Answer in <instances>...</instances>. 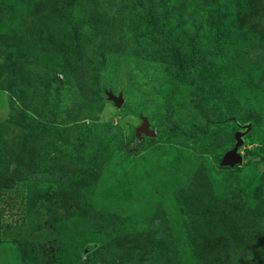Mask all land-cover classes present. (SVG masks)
Instances as JSON below:
<instances>
[{
  "label": "rangeland",
  "instance_id": "374dc122",
  "mask_svg": "<svg viewBox=\"0 0 264 264\" xmlns=\"http://www.w3.org/2000/svg\"><path fill=\"white\" fill-rule=\"evenodd\" d=\"M0 264H264V0H0Z\"/></svg>",
  "mask_w": 264,
  "mask_h": 264
},
{
  "label": "water",
  "instance_id": "95a60500",
  "mask_svg": "<svg viewBox=\"0 0 264 264\" xmlns=\"http://www.w3.org/2000/svg\"><path fill=\"white\" fill-rule=\"evenodd\" d=\"M109 97L115 101V103L118 106H122L123 104V98L121 96H115L111 93H109ZM238 126L240 127V129H238L235 132V144L232 148H230L228 151H226V153L224 154L222 160H221V165L224 166H234L236 164H239L242 162L243 160V156L242 154L239 152V148L240 146L244 143V139L243 136L245 134H247L250 129L252 128V122H248V123H240L238 122ZM146 128L148 126H145Z\"/></svg>",
  "mask_w": 264,
  "mask_h": 264
},
{
  "label": "trees",
  "instance_id": "16d2710c",
  "mask_svg": "<svg viewBox=\"0 0 264 264\" xmlns=\"http://www.w3.org/2000/svg\"><path fill=\"white\" fill-rule=\"evenodd\" d=\"M228 122H235V123H237V125H238V122L243 123V121L238 120L236 117L226 116V117H224L222 119H215L213 121L207 122L206 125H205V127L203 128V131H206L207 130V127H208L209 124L221 125V124L228 123ZM252 127H253V124H252ZM96 140H99V141H108L106 139H99V138H96Z\"/></svg>",
  "mask_w": 264,
  "mask_h": 264
}]
</instances>
